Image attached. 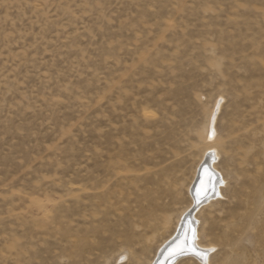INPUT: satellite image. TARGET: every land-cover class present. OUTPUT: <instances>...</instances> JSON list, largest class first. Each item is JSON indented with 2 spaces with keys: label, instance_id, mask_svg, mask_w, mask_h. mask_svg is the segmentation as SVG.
I'll use <instances>...</instances> for the list:
<instances>
[{
  "label": "rangeland",
  "instance_id": "rangeland-1",
  "mask_svg": "<svg viewBox=\"0 0 264 264\" xmlns=\"http://www.w3.org/2000/svg\"><path fill=\"white\" fill-rule=\"evenodd\" d=\"M208 149L206 264H264V0H0V264H152Z\"/></svg>",
  "mask_w": 264,
  "mask_h": 264
},
{
  "label": "bare ground",
  "instance_id": "bare-ground-1",
  "mask_svg": "<svg viewBox=\"0 0 264 264\" xmlns=\"http://www.w3.org/2000/svg\"><path fill=\"white\" fill-rule=\"evenodd\" d=\"M210 130V133L214 135V118L211 121ZM217 158V150L208 149L202 165L198 169L197 179L191 188L193 205L182 216L175 234L168 241L164 242L152 264H176V262L184 256L193 257L203 264L209 263V255L214 249V246L204 245L201 243L199 234V220L196 218L195 214L201 204H204L211 199L222 195L221 187L225 184V182L222 175L215 168V160ZM193 228H195L197 235L196 247L198 250L207 253L206 261L202 256H197L190 251H186L184 253L185 255H172L174 251L179 249L184 244L186 237L190 236L191 229Z\"/></svg>",
  "mask_w": 264,
  "mask_h": 264
},
{
  "label": "snow or ice",
  "instance_id": "snow-or-ice-1",
  "mask_svg": "<svg viewBox=\"0 0 264 264\" xmlns=\"http://www.w3.org/2000/svg\"><path fill=\"white\" fill-rule=\"evenodd\" d=\"M196 241H197L196 230H195V228H193V229H191L190 236L186 237L184 244L179 249L174 251L172 253V255L173 256L183 255L186 251H190L197 256H202L204 258V260L206 261L207 260V253L202 252L201 250L197 249Z\"/></svg>",
  "mask_w": 264,
  "mask_h": 264
}]
</instances>
